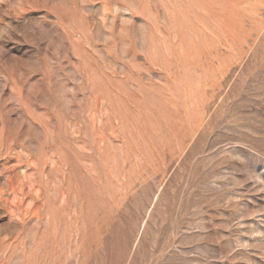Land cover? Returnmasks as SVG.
<instances>
[{
  "label": "rangeland",
  "instance_id": "1",
  "mask_svg": "<svg viewBox=\"0 0 264 264\" xmlns=\"http://www.w3.org/2000/svg\"><path fill=\"white\" fill-rule=\"evenodd\" d=\"M0 264H264V0H0Z\"/></svg>",
  "mask_w": 264,
  "mask_h": 264
}]
</instances>
